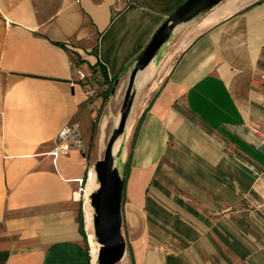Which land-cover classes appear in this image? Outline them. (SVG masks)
<instances>
[{
    "label": "crops",
    "instance_id": "0c3cea01",
    "mask_svg": "<svg viewBox=\"0 0 264 264\" xmlns=\"http://www.w3.org/2000/svg\"><path fill=\"white\" fill-rule=\"evenodd\" d=\"M184 1L0 0V264H95L81 222L92 132L101 150L132 63ZM231 2L178 26L157 81L151 66L138 80L118 264H264V0ZM95 61L114 95L77 79ZM70 124L84 152L53 157Z\"/></svg>",
    "mask_w": 264,
    "mask_h": 264
},
{
    "label": "water",
    "instance_id": "95a60500",
    "mask_svg": "<svg viewBox=\"0 0 264 264\" xmlns=\"http://www.w3.org/2000/svg\"><path fill=\"white\" fill-rule=\"evenodd\" d=\"M221 1L185 0L170 13L131 65L115 125L108 135L102 158L93 164L98 187L89 195V201L93 209V234L99 244L96 264H118L126 251L121 229L124 184L122 154L128 118L139 90L138 80L164 54L178 26L189 24ZM117 84L118 80H115L111 95H114ZM119 139L121 142L114 153V145Z\"/></svg>",
    "mask_w": 264,
    "mask_h": 264
},
{
    "label": "rangeland",
    "instance_id": "374dc122",
    "mask_svg": "<svg viewBox=\"0 0 264 264\" xmlns=\"http://www.w3.org/2000/svg\"><path fill=\"white\" fill-rule=\"evenodd\" d=\"M249 1H252V0H248ZM187 25V24H186ZM170 53L171 52V48H166L165 49V52L164 54H162L161 57H159V59L151 65L152 67V71H153V77L152 79H150V81L152 80L153 81H157V79L159 78V72H158V66L161 64L164 63L165 59L168 58V55L165 56L166 53ZM174 56V55H173ZM176 58V55L174 56V58L172 57V63L173 61L175 60ZM170 60V62H171ZM169 62V63H170ZM160 65V66H161ZM144 82V81H141V84L139 85V90H138V96L136 97L135 101H134V104H133V107H132V111L129 115V118H128V123H127V127L129 128L131 122H132V119L134 117V113L136 111V108L141 104V102L144 100V98H146L147 94L146 91L147 89H149V82ZM110 86V89L108 90L111 91V88L113 86V84H109ZM120 104H121V101H113L111 102V106H110V109L114 111L115 115L113 118H111V121L107 127V131H106V135H105V138L103 140V147L101 150H99V145H98V140H97V137H96V132H92V135H91V140L89 142V150H88V156L91 158V162L92 164H94V162L98 159H101L102 156H103V153H104V149H105V145H106V142H107V139H108V135L110 133V130L113 128V126L115 125V122H116V119H117V116H118V111H119V108H120ZM105 112H107V110H105ZM88 125V124H87ZM81 129H83V126H81ZM82 131V130H81ZM85 182L83 183V188H84V185ZM82 200V198H81ZM81 218H82V226H83V230H84V234H85V240H86V246H87V251H88V254H89V245H88V241H87V232H86V229H85V218H84V212H83V200L81 202ZM93 242H94V239H93Z\"/></svg>",
    "mask_w": 264,
    "mask_h": 264
},
{
    "label": "built area",
    "instance_id": "2783aa9c",
    "mask_svg": "<svg viewBox=\"0 0 264 264\" xmlns=\"http://www.w3.org/2000/svg\"><path fill=\"white\" fill-rule=\"evenodd\" d=\"M75 74L77 79L82 82H93V86L87 90L89 96H94L100 91H108L110 89L108 82H103L101 85H97L94 79L80 69L75 70ZM72 149L82 150L84 152V141L77 124L65 125L59 130L56 137V146L52 152H50V155L53 157L65 155ZM88 176L89 173L87 174V179ZM79 182L82 183V180H79Z\"/></svg>",
    "mask_w": 264,
    "mask_h": 264
},
{
    "label": "bare ground",
    "instance_id": "6f19581e",
    "mask_svg": "<svg viewBox=\"0 0 264 264\" xmlns=\"http://www.w3.org/2000/svg\"><path fill=\"white\" fill-rule=\"evenodd\" d=\"M235 1L238 2V4H241V3H245L247 2L248 0H232L231 3H234ZM223 4V3H222ZM220 7H217L215 10H212L210 13L211 16H214L215 12L219 9ZM222 8L226 11H232V9H234L235 7H231L229 6V4H223L222 5ZM236 9V8H235ZM225 13V12H223ZM206 16H209L206 15ZM210 16V17H211ZM203 20V19H202ZM213 22V21H212ZM208 23V22H207ZM203 24V23H202ZM205 24V23H204ZM209 24V23H208ZM197 26V25H196ZM201 28H202V25H201ZM198 29V28H197ZM196 30V29H195ZM195 32V31H194ZM187 36V35H186ZM182 42V41H181ZM183 43V42H182ZM182 46V45H181ZM120 139L115 143L114 145V150L113 152L115 153L116 150L118 149V146L120 144ZM103 147V145H102ZM98 187V183L96 181V176H95V172H94V169H93V166L90 167L89 169V176H88V179H87V182L83 188V194H82V200H83V212H84V218H85V223H86V226H85V229L87 227V230L89 232V235L91 237V239L93 240L94 239V246H95V264H96V260H97V255H98V250H99V244L96 242L95 240V237H94V234H93V209L90 205V201H89V195L91 194V192H93L96 188ZM76 198L79 197V193L77 192L75 194ZM86 230V232H87ZM87 240H88V243H89V239H88V233H87ZM89 246H90V243H89ZM92 249L90 247V253H91ZM92 255V253H91ZM93 256V255H92Z\"/></svg>",
    "mask_w": 264,
    "mask_h": 264
},
{
    "label": "trees",
    "instance_id": "16d2710c",
    "mask_svg": "<svg viewBox=\"0 0 264 264\" xmlns=\"http://www.w3.org/2000/svg\"><path fill=\"white\" fill-rule=\"evenodd\" d=\"M78 61L80 62L82 60L78 59ZM88 68H89L90 75L93 79L98 80V76L102 74L105 82L108 81L107 75L105 74L103 67L101 66V64H99L98 61L88 64ZM109 82L110 81H108V83ZM81 222H82V218H81Z\"/></svg>",
    "mask_w": 264,
    "mask_h": 264
}]
</instances>
